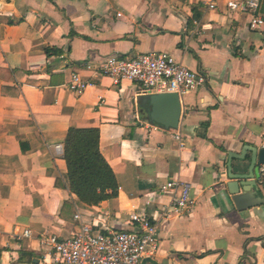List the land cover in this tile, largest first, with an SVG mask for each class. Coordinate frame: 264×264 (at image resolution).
Instances as JSON below:
<instances>
[{
	"label": "crops",
	"instance_id": "0c3cea01",
	"mask_svg": "<svg viewBox=\"0 0 264 264\" xmlns=\"http://www.w3.org/2000/svg\"><path fill=\"white\" fill-rule=\"evenodd\" d=\"M204 1L0 0V264H56L41 235L69 237L77 212L98 230L132 229L131 212L168 202L157 187L171 178L189 182L198 203L160 223L152 258L264 264V202L239 210L223 186L228 151L264 146V29H248V16L230 13L224 0L207 10ZM148 51L206 75L181 97L176 129L150 119L134 82L98 71L110 55ZM72 71L91 81L81 92L67 87ZM69 127L98 128L115 197L87 205L70 192L62 149L55 150ZM249 159L233 167L245 169ZM256 173L264 199L258 166ZM25 228L31 236L18 239ZM21 252L32 256L20 261Z\"/></svg>",
	"mask_w": 264,
	"mask_h": 264
},
{
	"label": "built area",
	"instance_id": "2783aa9c",
	"mask_svg": "<svg viewBox=\"0 0 264 264\" xmlns=\"http://www.w3.org/2000/svg\"><path fill=\"white\" fill-rule=\"evenodd\" d=\"M204 9H215L217 0H205ZM230 13L246 14L248 29H264V0H224ZM117 15H120L118 12ZM197 23V21H194ZM101 74L110 76L115 82L128 79L135 83L141 94L172 91L181 98L188 92L201 87L206 75L190 69L167 52H143L128 57L110 55L98 66ZM91 81L72 71L67 83L68 89L81 92ZM174 138L181 145L179 133ZM56 144L55 150L61 151ZM259 179L264 177V164L258 165ZM159 192L168 194L169 200L152 213L131 212L129 230L95 229L91 224L80 220L77 229L69 236L60 238L50 232H43L40 241L52 255L56 264H141L147 257L157 252V232L160 223L171 214L177 216L191 213L197 204L189 182L171 178L157 187ZM153 193H148V202ZM31 236V229L25 228L16 233L18 239Z\"/></svg>",
	"mask_w": 264,
	"mask_h": 264
},
{
	"label": "water",
	"instance_id": "95a60500",
	"mask_svg": "<svg viewBox=\"0 0 264 264\" xmlns=\"http://www.w3.org/2000/svg\"><path fill=\"white\" fill-rule=\"evenodd\" d=\"M204 83H206V80ZM144 99L140 104L152 121L166 129H176L179 126L182 116V98L176 92L165 91L145 94ZM207 126L208 121L202 124V137H206ZM247 153H250L247 168H234L233 160L243 161ZM259 164H264V146L258 147L252 144H244L240 152H227L225 173L229 181L223 183L224 192L239 210L264 202V199L257 195L259 189L256 181V168ZM196 200L198 203V199ZM146 263L160 264L152 257H147L141 261V264Z\"/></svg>",
	"mask_w": 264,
	"mask_h": 264
},
{
	"label": "trees",
	"instance_id": "16d2710c",
	"mask_svg": "<svg viewBox=\"0 0 264 264\" xmlns=\"http://www.w3.org/2000/svg\"><path fill=\"white\" fill-rule=\"evenodd\" d=\"M68 188L87 205L115 197L117 181L111 166L99 149L97 127H69L62 142ZM32 256L31 252L20 253Z\"/></svg>",
	"mask_w": 264,
	"mask_h": 264
},
{
	"label": "flooded vegetation",
	"instance_id": "af4514ba",
	"mask_svg": "<svg viewBox=\"0 0 264 264\" xmlns=\"http://www.w3.org/2000/svg\"><path fill=\"white\" fill-rule=\"evenodd\" d=\"M258 180H259L260 182H264V177H263L261 180H260L259 177H258Z\"/></svg>",
	"mask_w": 264,
	"mask_h": 264
}]
</instances>
